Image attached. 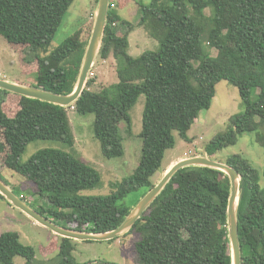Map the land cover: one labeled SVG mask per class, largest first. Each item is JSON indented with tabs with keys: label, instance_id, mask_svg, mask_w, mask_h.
I'll return each instance as SVG.
<instances>
[{
	"label": "trees",
	"instance_id": "obj_1",
	"mask_svg": "<svg viewBox=\"0 0 264 264\" xmlns=\"http://www.w3.org/2000/svg\"><path fill=\"white\" fill-rule=\"evenodd\" d=\"M73 2L0 0V36L13 44H27L35 52L47 51ZM138 4L139 24L159 40L160 47L130 54L128 34L119 35L116 29L122 16L110 7L99 56L107 59L112 54L116 59L117 82L92 90L88 79L81 96L69 106L16 93L21 99L14 116L5 110L9 91L0 88V153L9 148L5 166L33 181L38 188L34 194L46 196L51 206H35L12 189L59 225L77 223L76 229L92 232L117 228L141 198L131 204L125 199L146 188L143 197L154 187L151 178L161 168L166 151L175 146L174 133L189 140L188 131L201 111L210 108L221 80L239 89L244 110L233 114L226 131L208 143V153L238 143L245 133H254L264 150V0H151ZM88 43L78 30L48 54H38L40 69L34 85L71 93ZM141 94L146 102L140 161L133 173L113 184L110 193H85L101 186V174L65 150L43 151L21 160L28 144L36 140L74 147L71 106L79 114H95L94 137L104 157L123 156L124 136L109 122V111L114 109L128 118ZM226 163L241 175L238 225L242 264H264V169L261 173L240 153L229 156ZM0 176L9 185L1 172ZM229 196L230 178L224 171L198 165L179 169L128 231L140 234L135 244L137 264H231ZM0 199H6L2 193ZM58 236L61 259L57 264H78L73 255L75 239ZM17 255L32 264L36 250L21 242L17 231L1 233L0 264H13Z\"/></svg>",
	"mask_w": 264,
	"mask_h": 264
},
{
	"label": "rangeland",
	"instance_id": "obj_2",
	"mask_svg": "<svg viewBox=\"0 0 264 264\" xmlns=\"http://www.w3.org/2000/svg\"><path fill=\"white\" fill-rule=\"evenodd\" d=\"M139 1L151 2V0H110V7L122 16V19L117 23V32L122 36L128 34L130 42L128 52L134 56L146 50H157L160 47L159 40L149 35L148 31L139 24ZM98 2L97 0H74L47 51L35 52L30 50L27 44H13L5 37L0 36V77L18 83L34 85L36 75L40 69L38 54L41 56L48 54L49 51L78 30L81 31V38L84 41L90 40ZM209 13L210 9H207L206 14ZM212 52L213 54L217 53L216 49H212ZM88 79L92 80L90 86L92 90H101L103 87L117 82L119 80L117 61L113 55L111 54L107 59H104L98 53ZM6 97L4 104L9 103V106L5 110L10 116H14L20 108L21 96L8 92ZM145 102L146 96L141 94L130 110L128 118H124L114 109L109 111V122L117 125L124 136L125 153L123 156L112 159L104 157L100 143L94 137L95 114H79L71 106L68 111L75 136L74 147L66 148L62 143L51 140H36L28 144L21 160L27 161L31 156L43 151L65 150L95 167L101 174V186L86 190L85 193L108 194L113 190L114 183L133 173L139 164L143 147V139L140 133L142 131ZM242 110H244V104H242L239 89L227 80L218 82L216 95L210 108L201 111L188 131L189 140H185L177 132L174 133L176 144L166 151L162 166L152 176V181L157 183L175 161L195 155L208 156L226 162L232 154L240 153L262 173L264 169V150L256 142L254 133L241 135L238 143L229 145L214 154H209L207 151L208 143L229 127L231 116ZM8 151L9 148L0 153V172L9 183L10 188L19 193L22 192L26 199L34 203L35 206H51L46 196L40 197L38 194H34L38 191V188L33 181L5 166ZM145 190L146 188H141L131 192L125 202L131 204L137 198H141ZM61 223L66 224L64 221H61ZM77 225V223H67V227L71 228H77ZM9 230L17 231L20 241L24 244L34 246L36 256L32 264H57L60 261L59 245L61 238L59 239V236L51 229L37 222L7 199H0V235ZM139 239L140 234L136 230H131L111 240H74L73 255L78 264L89 261L137 264L135 244ZM13 264H27V259L22 255H17Z\"/></svg>",
	"mask_w": 264,
	"mask_h": 264
},
{
	"label": "water",
	"instance_id": "obj_3",
	"mask_svg": "<svg viewBox=\"0 0 264 264\" xmlns=\"http://www.w3.org/2000/svg\"><path fill=\"white\" fill-rule=\"evenodd\" d=\"M110 0H99L96 19L75 89L69 94H60L35 85H27L0 77V88L23 96L38 98L55 104L72 105L83 93L88 83L89 72L100 51L106 28ZM190 165L208 166L224 171L230 178V196L227 207L228 237L231 252V264H242V251L239 239L238 207L241 192V175L232 165L208 156L195 155L175 161L162 178L148 190L132 208L125 220L115 229L104 232H92L57 224L53 219L43 215L31 204L19 196L0 176V193L14 206L28 214L54 233L75 240H111L128 232L141 215L155 201L174 174L181 168ZM81 264H118L107 261H89Z\"/></svg>",
	"mask_w": 264,
	"mask_h": 264
}]
</instances>
